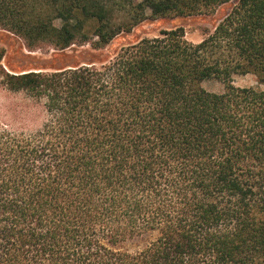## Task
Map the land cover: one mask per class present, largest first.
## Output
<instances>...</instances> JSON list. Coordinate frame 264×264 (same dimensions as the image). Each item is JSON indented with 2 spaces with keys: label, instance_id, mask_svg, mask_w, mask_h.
I'll return each instance as SVG.
<instances>
[{
  "label": "trees",
  "instance_id": "1",
  "mask_svg": "<svg viewBox=\"0 0 264 264\" xmlns=\"http://www.w3.org/2000/svg\"><path fill=\"white\" fill-rule=\"evenodd\" d=\"M234 1L198 43L175 28L100 64L1 67L39 125L0 120V264H264V90L234 85H264V0H0V30L101 52Z\"/></svg>",
  "mask_w": 264,
  "mask_h": 264
},
{
  "label": "rangeland",
  "instance_id": "2",
  "mask_svg": "<svg viewBox=\"0 0 264 264\" xmlns=\"http://www.w3.org/2000/svg\"><path fill=\"white\" fill-rule=\"evenodd\" d=\"M233 3L219 7L213 14L197 15L191 17H165L149 19L137 26L131 34H125L116 38L110 46L101 52H96L91 47H74L64 52L48 51V49L28 51L24 42L18 37L0 30V73L1 67L11 73L26 71H51L53 69L72 66L74 64L88 65L90 63L100 64L110 60L121 48L135 44L144 38L158 36L164 30L183 28L187 40L198 43L207 33L214 30L219 22L230 12ZM234 85L241 88H253L264 90V85L258 82L254 75L236 76ZM203 88L209 92L222 93L224 85L216 80L206 81ZM24 96L8 93L2 84L0 76V120H7L15 125L29 122L31 128L39 125V118L33 115V110L21 107L29 106ZM30 120V121H29ZM145 245L144 240L139 239L125 244V248L136 251Z\"/></svg>",
  "mask_w": 264,
  "mask_h": 264
}]
</instances>
